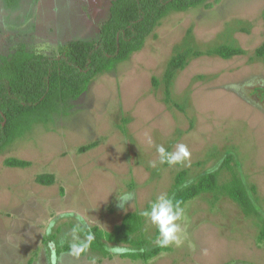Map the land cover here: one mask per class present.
<instances>
[{
  "label": "rangeland",
  "instance_id": "obj_1",
  "mask_svg": "<svg viewBox=\"0 0 264 264\" xmlns=\"http://www.w3.org/2000/svg\"><path fill=\"white\" fill-rule=\"evenodd\" d=\"M111 2L0 0V38L8 34L0 56L20 44L57 55L70 40L95 41ZM263 43L264 0H209L173 11L140 51L16 139L0 153V264H264V56L256 54ZM221 45L244 53L208 54ZM186 49L202 54H190L176 72L168 101L167 64ZM179 143L187 145L189 159L161 164L156 146L172 152ZM230 154L260 216L245 215L221 191L202 193L182 206L183 245L160 248L149 260L123 256L138 250L127 243L107 242L108 256L59 252L83 226L81 218L87 229L111 231L158 195L172 197L181 170L186 183L216 170L219 183L228 182L231 173L221 165ZM9 157L30 165L6 166ZM42 173L53 174L54 183H37ZM127 193L132 200L122 208L118 197ZM142 221L143 251L157 248L156 227Z\"/></svg>",
  "mask_w": 264,
  "mask_h": 264
},
{
  "label": "trees",
  "instance_id": "obj_2",
  "mask_svg": "<svg viewBox=\"0 0 264 264\" xmlns=\"http://www.w3.org/2000/svg\"><path fill=\"white\" fill-rule=\"evenodd\" d=\"M208 1L112 0L109 15L100 25L99 38L95 41L70 40L57 55L29 51L23 44L10 53H3L0 56V153L16 139L25 136L34 125L48 123L63 106L78 100L98 75L113 70L120 62L140 51L146 39L169 13L196 8ZM243 53V49L231 45H221L208 51V54H217L225 59ZM190 54L201 55L202 52L186 49L174 55L167 64L164 80L168 101L175 74L187 65ZM256 54L264 56V43L256 49ZM153 82L158 85L156 78ZM85 150L87 147L82 148V151ZM233 161L234 156L230 154L221 165L231 173V179L223 184L219 183V170L205 173L190 183H186L187 171L181 170L175 176L172 197L183 206L202 193L221 191L237 202L245 215L260 216ZM5 165L26 167L30 162L9 157L5 159ZM54 180L53 174L36 176V182L42 185H50ZM142 224L139 212H129L111 231H104L98 226L75 228L84 238L90 230L94 239L89 249L103 256L110 253L107 242L127 243L138 250L125 252L123 256L149 260L161 249L141 251L146 244L138 237ZM260 238L264 239V223ZM62 251L70 252V245L59 250Z\"/></svg>",
  "mask_w": 264,
  "mask_h": 264
},
{
  "label": "clouds",
  "instance_id": "obj_3",
  "mask_svg": "<svg viewBox=\"0 0 264 264\" xmlns=\"http://www.w3.org/2000/svg\"><path fill=\"white\" fill-rule=\"evenodd\" d=\"M149 143H152L149 138ZM156 151L159 155V162L161 164L167 163L169 165H176L187 161L190 157V152L187 145L179 143L176 145L175 150L169 152L163 145H157ZM154 167L155 162H151ZM120 207L132 200L130 193L118 197ZM140 215L154 225L157 229V237L154 241L155 245L159 248H168L170 246L180 247L187 239V229L184 221L185 208L182 207L179 201L174 200L168 194H160L150 204L148 209L142 210ZM81 224L87 228V223L81 218ZM94 235L89 230L88 235L81 239L76 234V229H73L72 242L70 243V254L79 258L81 254L89 250ZM143 251V249H141ZM92 264H95L93 259Z\"/></svg>",
  "mask_w": 264,
  "mask_h": 264
},
{
  "label": "crops",
  "instance_id": "obj_4",
  "mask_svg": "<svg viewBox=\"0 0 264 264\" xmlns=\"http://www.w3.org/2000/svg\"><path fill=\"white\" fill-rule=\"evenodd\" d=\"M14 4V3H13ZM6 35H8V34H5V35H3L1 38H0V48H3V47H5L6 48V46H4V44H2L1 42H3V40L5 39V40H7V37H6ZM2 39V40H1ZM6 43H7V41H6Z\"/></svg>",
  "mask_w": 264,
  "mask_h": 264
}]
</instances>
